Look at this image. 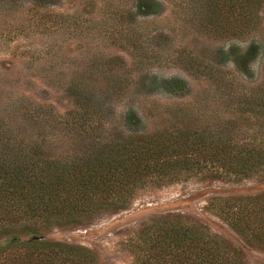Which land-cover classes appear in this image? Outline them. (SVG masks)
I'll return each instance as SVG.
<instances>
[{
    "label": "rangeland",
    "instance_id": "rangeland-1",
    "mask_svg": "<svg viewBox=\"0 0 264 264\" xmlns=\"http://www.w3.org/2000/svg\"><path fill=\"white\" fill-rule=\"evenodd\" d=\"M48 1L0 4V118L22 117L23 107L35 102L51 119L85 102L97 118L102 115L108 137L259 119L260 107L254 104L264 89V6L255 28L242 33L213 26L201 0H160L162 11L148 16L136 11L134 0ZM252 45L257 54L247 76L238 70L231 49L243 53ZM131 109L142 121L135 127L125 121ZM40 121L45 122L44 115ZM42 122L32 127L37 139L55 131L59 139L45 141H74L62 124ZM58 147L51 146V152H60ZM262 187L256 180L184 177L140 189L128 209L104 214L85 227L44 232L51 239L87 245L102 264H132L128 236L153 216L178 213L236 246L248 264H264V249L205 209L212 195Z\"/></svg>",
    "mask_w": 264,
    "mask_h": 264
},
{
    "label": "trees",
    "instance_id": "trees-1",
    "mask_svg": "<svg viewBox=\"0 0 264 264\" xmlns=\"http://www.w3.org/2000/svg\"><path fill=\"white\" fill-rule=\"evenodd\" d=\"M201 1L213 26L226 32L255 28L264 6V0ZM134 8L155 15L163 3L134 0ZM231 54L238 70L250 76L256 45L243 53L234 46ZM254 105L260 107L259 119L248 117L244 125L164 128L123 137L106 136L102 115L97 118L85 102L51 119L35 102L23 107L22 117L0 118V264H102L87 245L51 239L44 231L85 227L128 209L140 189L184 177L263 185L250 193L212 195L205 209L264 249V89ZM49 120L62 124L74 141H45L59 139L55 131L37 139L33 125ZM125 121L133 127L142 123L133 109ZM54 145L61 151L51 152ZM125 245L132 264H248L236 246L178 213L142 222Z\"/></svg>",
    "mask_w": 264,
    "mask_h": 264
}]
</instances>
